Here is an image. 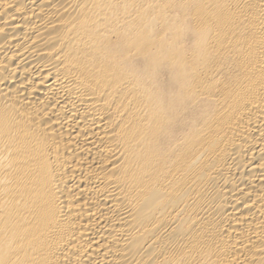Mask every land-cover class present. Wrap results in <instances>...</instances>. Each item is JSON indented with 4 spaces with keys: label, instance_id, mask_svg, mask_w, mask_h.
Returning <instances> with one entry per match:
<instances>
[{
    "label": "bare ground",
    "instance_id": "1",
    "mask_svg": "<svg viewBox=\"0 0 264 264\" xmlns=\"http://www.w3.org/2000/svg\"><path fill=\"white\" fill-rule=\"evenodd\" d=\"M0 264H264V0H0Z\"/></svg>",
    "mask_w": 264,
    "mask_h": 264
}]
</instances>
